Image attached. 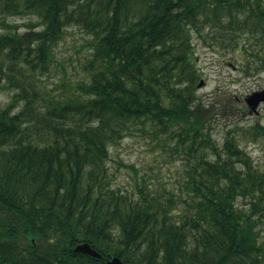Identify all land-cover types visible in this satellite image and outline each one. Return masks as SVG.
<instances>
[{
    "label": "trees",
    "instance_id": "1",
    "mask_svg": "<svg viewBox=\"0 0 264 264\" xmlns=\"http://www.w3.org/2000/svg\"><path fill=\"white\" fill-rule=\"evenodd\" d=\"M0 14L38 20L0 35V91L13 92L0 108V264H264V168L241 145L264 126L216 139L219 118L249 108L197 94L194 43L263 73L264 0H0ZM69 27L91 53L56 96L42 79ZM134 132L181 157L177 189L136 173L132 191L113 185L110 149ZM82 243L102 258L75 253Z\"/></svg>",
    "mask_w": 264,
    "mask_h": 264
},
{
    "label": "rangeland",
    "instance_id": "2",
    "mask_svg": "<svg viewBox=\"0 0 264 264\" xmlns=\"http://www.w3.org/2000/svg\"><path fill=\"white\" fill-rule=\"evenodd\" d=\"M37 22L35 16L4 15L0 14V35L7 32L8 25L17 26L16 30L26 31V25L30 21ZM64 39L56 49V64L53 71L42 80L49 86L56 96H65L62 82L64 77L71 83H76L85 77L83 62L89 57V36L78 27H69ZM208 41V42H207ZM197 57V65L202 73L205 85L198 88L197 94L211 101L216 93L231 95L241 100V106L246 105L245 99L255 92L264 91V72L259 75L247 76L240 71L241 56L231 50H222L215 46L210 38L204 42L196 37L194 40ZM211 44V45H210ZM13 92L8 89L0 91V108L11 102ZM248 107V106H247ZM233 112V113H232ZM245 114L236 113L229 109L217 120L215 137L222 142L230 125H235L242 132L251 128L257 122L264 126V103H261L257 112L245 111ZM229 126V127H228ZM232 127V126H231ZM241 145L255 161V164L264 168V138L252 140L242 136ZM109 168L113 176V185L124 191L135 189L136 175L151 177L152 186L156 189L175 190L178 188V171L181 167V157L164 153L151 139L138 132H134L118 145L111 149ZM136 173V175H135ZM261 239L264 241V224L260 228Z\"/></svg>",
    "mask_w": 264,
    "mask_h": 264
},
{
    "label": "water",
    "instance_id": "3",
    "mask_svg": "<svg viewBox=\"0 0 264 264\" xmlns=\"http://www.w3.org/2000/svg\"><path fill=\"white\" fill-rule=\"evenodd\" d=\"M204 81L202 80L201 82H199V88L203 87L205 83H203ZM248 107L253 111V112H257V108L261 103H264V91L260 92H255L252 95L248 96L245 99ZM75 253H80V254H84V255H89L91 257L97 258V259H101L102 255L96 251L95 249L92 248V246L88 243H82L81 245H77L74 249ZM107 264H124L123 261L118 258V257H114L113 259L107 261Z\"/></svg>",
    "mask_w": 264,
    "mask_h": 264
}]
</instances>
